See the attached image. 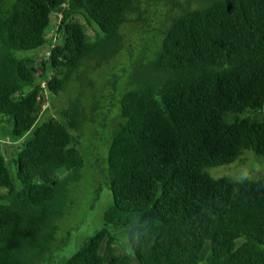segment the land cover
Wrapping results in <instances>:
<instances>
[{
  "label": "trees",
  "instance_id": "1",
  "mask_svg": "<svg viewBox=\"0 0 264 264\" xmlns=\"http://www.w3.org/2000/svg\"><path fill=\"white\" fill-rule=\"evenodd\" d=\"M123 58L130 81L103 174L112 202L58 264H117L100 254L115 250L109 227L135 264H264V178L207 173L244 151L264 158V0H0V127L21 143L12 173L0 152V264H55L87 107L80 94L39 119L49 97L75 81L96 88L91 75Z\"/></svg>",
  "mask_w": 264,
  "mask_h": 264
},
{
  "label": "rangeland",
  "instance_id": "2",
  "mask_svg": "<svg viewBox=\"0 0 264 264\" xmlns=\"http://www.w3.org/2000/svg\"><path fill=\"white\" fill-rule=\"evenodd\" d=\"M60 16H50V28L47 36L52 40L57 37L53 44L61 42L58 34H55V27L59 23ZM85 31L92 39L93 32L91 28L85 26ZM50 46L43 48L37 55V52L26 53V56L44 57L50 50ZM124 59V58H123ZM125 62V59H124ZM120 62L119 66L112 69H105L101 74V80L91 75L95 81V87L80 88L79 82L72 83L67 92L60 97H49L46 108L39 121H45L48 116H56L57 112L66 108L70 99L81 94L82 102L85 103L86 116L88 121L81 128V149L83 154V169L81 170L80 180L69 187V198L65 215L57 220L56 247L58 249L53 253L55 264L59 260L69 258L77 249L82 241L92 236L97 230L103 227V214L111 205L112 196L106 186L104 172L106 169L107 146L110 140L111 132L117 121L118 98L122 90L128 87L130 81L131 67L128 62ZM124 63V65H122ZM122 65V66H121ZM123 67L126 71H119ZM118 76L116 84L105 86L104 81L113 82ZM95 96L97 105L94 104ZM11 127L8 124H2L0 127V152L5 157L6 165L12 173L10 158L14 157L15 148L21 143H15L10 137ZM30 135V134H28ZM16 152V151H15ZM85 155V156H84ZM208 175L213 179L228 178L233 181H240L244 178L259 180L264 178V158L255 156L250 151H244L241 156L231 164L207 170ZM6 196V190L0 188V203ZM114 235L111 253L106 251L105 245L101 246L100 254L106 261L111 255L119 257L117 264H135L130 248L126 243L125 236L121 235L119 230L109 227Z\"/></svg>",
  "mask_w": 264,
  "mask_h": 264
},
{
  "label": "water",
  "instance_id": "3",
  "mask_svg": "<svg viewBox=\"0 0 264 264\" xmlns=\"http://www.w3.org/2000/svg\"><path fill=\"white\" fill-rule=\"evenodd\" d=\"M49 92H50V90L48 88H46V93H49Z\"/></svg>",
  "mask_w": 264,
  "mask_h": 264
}]
</instances>
